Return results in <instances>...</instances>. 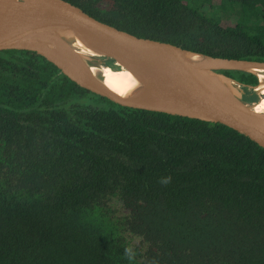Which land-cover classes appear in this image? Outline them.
<instances>
[{
	"label": "trees",
	"instance_id": "16d2710c",
	"mask_svg": "<svg viewBox=\"0 0 264 264\" xmlns=\"http://www.w3.org/2000/svg\"><path fill=\"white\" fill-rule=\"evenodd\" d=\"M65 1L138 37L264 61V0ZM0 264H264V148L0 50Z\"/></svg>",
	"mask_w": 264,
	"mask_h": 264
},
{
	"label": "water",
	"instance_id": "95a60500",
	"mask_svg": "<svg viewBox=\"0 0 264 264\" xmlns=\"http://www.w3.org/2000/svg\"><path fill=\"white\" fill-rule=\"evenodd\" d=\"M79 42L86 52H82ZM34 51L76 85L117 104L217 122L264 148L262 97L264 61L217 57L138 37L84 13L65 0H0V50ZM110 59L128 71L136 87L120 95L107 87L92 66L110 67ZM221 70L255 75L244 85ZM258 96L245 101V90Z\"/></svg>",
	"mask_w": 264,
	"mask_h": 264
},
{
	"label": "bare ground",
	"instance_id": "6f19581e",
	"mask_svg": "<svg viewBox=\"0 0 264 264\" xmlns=\"http://www.w3.org/2000/svg\"><path fill=\"white\" fill-rule=\"evenodd\" d=\"M75 45L78 46L82 52H86V49L79 42H76ZM111 63L115 66V69L97 65L92 66L91 70L95 75L100 76L107 87L120 95H127L136 87L137 82L122 66L113 63V61H111ZM258 77L262 79L264 75L258 74ZM259 87L262 97L258 100L253 109L256 111H264V86L261 84Z\"/></svg>",
	"mask_w": 264,
	"mask_h": 264
},
{
	"label": "clouds",
	"instance_id": "9594fccd",
	"mask_svg": "<svg viewBox=\"0 0 264 264\" xmlns=\"http://www.w3.org/2000/svg\"><path fill=\"white\" fill-rule=\"evenodd\" d=\"M125 254L128 256L129 259H132L133 253L131 249H126Z\"/></svg>",
	"mask_w": 264,
	"mask_h": 264
},
{
	"label": "rangeland",
	"instance_id": "374dc122",
	"mask_svg": "<svg viewBox=\"0 0 264 264\" xmlns=\"http://www.w3.org/2000/svg\"><path fill=\"white\" fill-rule=\"evenodd\" d=\"M220 15H224V16H225V15H227V14H226V13H223V14L220 13ZM113 69H115V68H113ZM255 97H256V100H257V99H258V96L256 95ZM256 100H255V101H256Z\"/></svg>",
	"mask_w": 264,
	"mask_h": 264
},
{
	"label": "flooded vegetation",
	"instance_id": "af4514ba",
	"mask_svg": "<svg viewBox=\"0 0 264 264\" xmlns=\"http://www.w3.org/2000/svg\"><path fill=\"white\" fill-rule=\"evenodd\" d=\"M255 99H256V97H255Z\"/></svg>",
	"mask_w": 264,
	"mask_h": 264
}]
</instances>
